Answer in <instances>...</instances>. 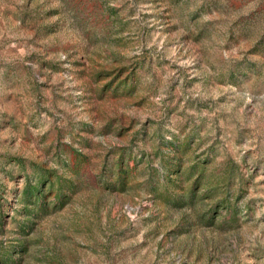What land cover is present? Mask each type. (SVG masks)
Instances as JSON below:
<instances>
[{
  "label": "rangeland",
  "instance_id": "rangeland-1",
  "mask_svg": "<svg viewBox=\"0 0 264 264\" xmlns=\"http://www.w3.org/2000/svg\"><path fill=\"white\" fill-rule=\"evenodd\" d=\"M0 264H264V0H0Z\"/></svg>",
  "mask_w": 264,
  "mask_h": 264
}]
</instances>
